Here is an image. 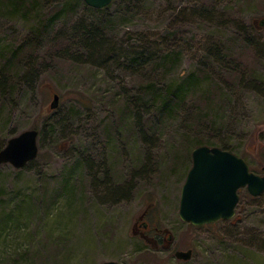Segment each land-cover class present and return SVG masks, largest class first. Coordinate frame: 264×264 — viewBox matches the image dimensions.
I'll use <instances>...</instances> for the list:
<instances>
[{"label": "rangeland", "instance_id": "rangeland-1", "mask_svg": "<svg viewBox=\"0 0 264 264\" xmlns=\"http://www.w3.org/2000/svg\"><path fill=\"white\" fill-rule=\"evenodd\" d=\"M34 1L26 20L0 11L1 69L15 53L0 150L38 131L34 160L0 165V264H264V193L239 190L230 220L195 227L178 216L197 142L225 141L264 176V0H113L106 11ZM87 26L102 37L95 53L78 42ZM133 52L160 58L152 76L131 71ZM191 74L203 85L188 114L158 117L143 95L134 117L128 99L150 80ZM203 110L215 133L193 132Z\"/></svg>", "mask_w": 264, "mask_h": 264}, {"label": "water", "instance_id": "water-1", "mask_svg": "<svg viewBox=\"0 0 264 264\" xmlns=\"http://www.w3.org/2000/svg\"><path fill=\"white\" fill-rule=\"evenodd\" d=\"M96 10L108 7L112 0H82ZM264 27V19L258 22ZM53 96L51 108L57 106ZM38 131L30 129L10 138L0 150V165L23 168L37 157ZM191 168L181 187L178 216L186 223L201 227L222 220H230L238 203V190L246 188L252 197L264 193V176L250 172L245 161L229 151L217 147L199 146L191 152ZM148 243L149 239L144 238ZM151 243V242H150ZM175 258L188 261L192 251H177ZM102 264H118L105 262Z\"/></svg>", "mask_w": 264, "mask_h": 264}, {"label": "trees", "instance_id": "trees-1", "mask_svg": "<svg viewBox=\"0 0 264 264\" xmlns=\"http://www.w3.org/2000/svg\"><path fill=\"white\" fill-rule=\"evenodd\" d=\"M27 0H0V11H3L7 16L9 17L10 20H13L18 17V15H22L24 17L23 19L26 20V17H29V15L32 12H35V4L36 1L32 0V2L25 3ZM112 4V3H111ZM110 4V5H111ZM110 5L102 10L98 11H106ZM96 36H99V31L97 29L92 28L91 26H87L85 28H82L81 34L78 35V42L79 45H82V47L89 49L92 52H96L102 42V37L95 38ZM93 39H96L95 42ZM15 53L13 52L10 59L4 63L3 69L0 68V96L6 95L10 90V80L12 78V72L9 71L8 69L10 68V65L14 63L12 62V59H14ZM175 56H178L176 54ZM167 58V62H170V57H165ZM160 58L156 56V54H149L147 57H143L141 53H136L133 52L130 56L129 59V68L131 69L132 72L136 73V71H148L147 74L150 76L152 71H154V68L151 67V65L156 64V62ZM168 65V63H167ZM156 67V65H155ZM170 69V67H169ZM235 72H237L236 69H234ZM240 72V71H239ZM240 74V73H239ZM241 79L244 80V76L240 74L239 76ZM153 78V77H152ZM151 79V78H150ZM159 80V81H158ZM156 81L150 80L144 87L143 89L140 90L139 95L134 96L133 98L128 99V103H130L132 111L135 112L134 117L138 119V113L140 112V107L138 106V102H140L141 97L143 98V95H145L144 99H147V107L150 105V107H155L158 110V117H172L175 113H178L180 111H184L185 113L188 112L187 109H185V106L187 107V96L195 94V92L198 90L203 85V80L200 78L197 74H191L188 76L184 82H170L166 83V85L162 84V81L158 79ZM240 87V85H238ZM208 88H204L203 92H206ZM156 91V92H155ZM209 91V90H208ZM151 94V95H150ZM208 95L209 92H206L204 94V97L206 100L204 101L207 105L206 107L212 104L208 100ZM143 106V103H141ZM190 110V108H189ZM190 112V111H189ZM188 112V113H189ZM204 112V116L201 118H198L196 120L197 122L195 123L197 125L196 128H193V132L197 134L199 131H212L215 133L216 129L214 128L216 124H210L207 121V117ZM187 113V114H188ZM191 117V116H189ZM206 120V121H205ZM214 138V137H213ZM212 138H209V140H203L200 141L199 143L197 142L196 147L198 146H210V147H215L219 146L220 149L229 151L232 149L229 147L227 143H224L225 141L222 142H214L211 141ZM203 142V145L202 143ZM2 149V148H1Z\"/></svg>", "mask_w": 264, "mask_h": 264}, {"label": "flooded vegetation", "instance_id": "flooded-vegetation-1", "mask_svg": "<svg viewBox=\"0 0 264 264\" xmlns=\"http://www.w3.org/2000/svg\"><path fill=\"white\" fill-rule=\"evenodd\" d=\"M144 230H147V225L146 224H135L134 226V229H133V232L134 234H138L140 235L141 237H147L146 234H144ZM149 239V238H148Z\"/></svg>", "mask_w": 264, "mask_h": 264}]
</instances>
